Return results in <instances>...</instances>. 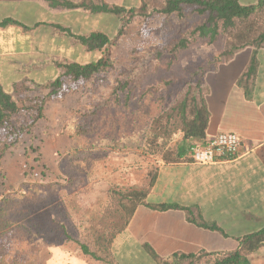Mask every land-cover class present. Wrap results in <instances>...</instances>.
<instances>
[{"label": "rangeland", "instance_id": "rangeland-1", "mask_svg": "<svg viewBox=\"0 0 264 264\" xmlns=\"http://www.w3.org/2000/svg\"><path fill=\"white\" fill-rule=\"evenodd\" d=\"M185 11L191 19L197 16L192 7ZM121 23L120 33L108 47L105 57L108 66L89 80H65L56 97L48 96V91L39 84L55 79L62 73L61 68L43 72L44 63L41 66L33 63L31 70V62H21L22 67L16 71L20 76L15 79L10 71L1 78L22 109L26 108L17 116L18 121L24 126L33 122V126L4 152L0 162V197L19 198L22 193L51 195L52 203L58 205L61 194L58 184L69 174L77 177L70 193L73 190L77 193L81 204L90 207V214L91 210L99 209L100 201L105 204L109 201L114 188L149 184V176L162 162L159 156L144 155L138 143L123 149L105 145L91 149V143L110 135L118 137L117 130L123 133L126 128L140 126L162 105L170 103L190 80L194 83L202 80L207 91L206 73L220 63L217 59L224 37L214 44L200 40L180 51L178 58L169 63V58L159 52L165 50L178 26L175 14L137 15ZM41 102L44 117L38 119L35 109ZM181 138L182 134H177L171 145ZM3 145L0 142V148ZM77 151L83 154L66 159L68 153ZM83 218L88 217L85 214ZM9 235L0 238L4 244L0 255L9 262L72 264L73 260L76 264H102L90 263L73 241L57 244L34 241L20 230ZM124 260L125 264H140L129 257Z\"/></svg>", "mask_w": 264, "mask_h": 264}, {"label": "crops", "instance_id": "crops-1", "mask_svg": "<svg viewBox=\"0 0 264 264\" xmlns=\"http://www.w3.org/2000/svg\"><path fill=\"white\" fill-rule=\"evenodd\" d=\"M87 1L131 7L142 0ZM240 1L252 4L258 0ZM61 2L0 0V21L13 18L28 26H0V83L10 71L15 79L20 76L16 71L21 62H31V70L33 63H44V72L57 69V61L88 62L106 57L109 45L120 33V17L85 7L67 8ZM58 25L80 35L102 31L109 44L89 50ZM252 55L253 48L247 47L206 73L211 115L207 137L225 131L237 133L242 140L241 155L209 164L161 162L146 204L137 207L126 228L114 238L112 249L120 264H125L127 257L140 264H156L146 246L163 257L232 252L239 248L240 238L264 226V48L257 52L255 74L244 78ZM148 204L170 207L157 209ZM249 259L250 264H264V248Z\"/></svg>", "mask_w": 264, "mask_h": 264}, {"label": "trees", "instance_id": "trees-1", "mask_svg": "<svg viewBox=\"0 0 264 264\" xmlns=\"http://www.w3.org/2000/svg\"><path fill=\"white\" fill-rule=\"evenodd\" d=\"M61 5L67 8L85 7L93 12L113 13L122 21L137 15L175 14L178 26L168 40L165 50L159 52L161 56L169 58V63L178 58L180 51L192 44L200 40L214 44L223 36L224 44L218 62H227L242 49L253 48V55L243 75L244 78H249L256 72L257 52L264 48V0L252 4H243L240 0H142L140 5L131 7L110 4L107 1L95 4L87 0L80 3L63 0ZM187 7H192L196 13L194 19L188 17L185 11ZM10 23L23 25L28 29V26L13 18L0 21V26ZM57 27L89 50L103 49L110 41L107 34L102 31L80 35L73 33L70 28L61 25ZM55 64L57 68L62 69V73L55 79L45 82L46 84H39V87L48 91V96L53 97L60 94L65 80L74 82L89 80L108 66L105 57L85 63L57 61ZM242 79L243 77L239 82ZM204 87L202 80L195 83L193 80L188 81L170 103L162 105L140 126L126 128L123 133L117 130V133H120L118 137L110 135L95 140L90 148L105 145L123 149L138 143V148L144 155L159 156L162 162L190 161V147L194 142L205 140L210 122L208 90L205 91ZM14 90L19 92L18 88ZM41 105L42 102L35 109L38 119L44 117ZM27 107L32 109L31 106ZM22 110L26 108L22 109L14 99L13 93L0 83V142L4 144L0 148V162L5 150L15 145L21 134L33 126V122L27 126L20 124L17 116ZM177 134H182V138L172 146ZM2 138L4 140H1ZM81 154L83 153L79 151L75 154L68 153L66 159L77 158ZM156 172L149 176L150 181L146 186L114 188L110 192L109 201L106 204L100 201L99 209L91 210L90 214L88 213L90 207L81 204L77 193L74 190L70 193L76 185L77 177L69 174H66L63 182L58 184L61 188L58 205L52 203L51 195L38 197L22 193L19 198L3 195L0 197V238H6L11 232L20 230L34 241L55 244L73 241L90 263L97 261L102 264H120L112 249L114 238L126 228L137 207L146 204L145 199L155 180ZM148 205L157 209L170 207L162 204ZM85 214L88 218H83ZM2 245L4 244L0 242V249ZM260 248H264V226L240 238L239 248L232 252L175 253L163 257L150 246H146L148 254L156 264H250L249 256ZM0 264L17 263L6 261L0 255Z\"/></svg>", "mask_w": 264, "mask_h": 264}, {"label": "built area", "instance_id": "built-area-1", "mask_svg": "<svg viewBox=\"0 0 264 264\" xmlns=\"http://www.w3.org/2000/svg\"><path fill=\"white\" fill-rule=\"evenodd\" d=\"M242 140L235 132L225 131L194 142L189 156L192 162L200 164L227 162L241 155Z\"/></svg>", "mask_w": 264, "mask_h": 264}]
</instances>
